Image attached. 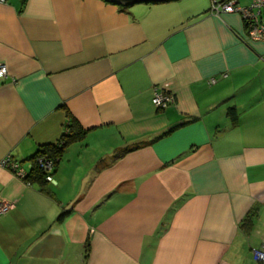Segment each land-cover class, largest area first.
Wrapping results in <instances>:
<instances>
[{"label": "crops", "instance_id": "crops-1", "mask_svg": "<svg viewBox=\"0 0 264 264\" xmlns=\"http://www.w3.org/2000/svg\"><path fill=\"white\" fill-rule=\"evenodd\" d=\"M211 6L0 0V264H263L264 42ZM70 117L50 194L2 165Z\"/></svg>", "mask_w": 264, "mask_h": 264}, {"label": "built area", "instance_id": "built-area-1", "mask_svg": "<svg viewBox=\"0 0 264 264\" xmlns=\"http://www.w3.org/2000/svg\"><path fill=\"white\" fill-rule=\"evenodd\" d=\"M5 1V0H2ZM211 11L220 13L224 12H237L241 15L245 25L247 37L252 41L264 42V0H251L247 5H240L237 0H228L224 3L218 0H212ZM7 74V67L0 64V78L5 77ZM215 78L211 82H215ZM174 101V96L171 92L154 87L152 90L151 103L157 109H164ZM39 164L44 168L51 170L53 166L52 160L47 156L37 158ZM2 165L12 170L18 177L23 178L25 175V168L21 166L20 162L7 155L3 159ZM53 174L46 176L47 181L54 182ZM10 208V204L0 199V215L4 214ZM255 260L264 264V249L255 248L253 251Z\"/></svg>", "mask_w": 264, "mask_h": 264}, {"label": "trees", "instance_id": "trees-1", "mask_svg": "<svg viewBox=\"0 0 264 264\" xmlns=\"http://www.w3.org/2000/svg\"><path fill=\"white\" fill-rule=\"evenodd\" d=\"M228 0H221L222 3L226 2ZM121 6L123 9H126L127 7ZM229 114L232 117V119H235L236 117V112L235 108H230L229 109ZM171 130H167L164 132V134L169 133ZM86 131L82 128V126L78 123V121L74 117H70V122L66 123V129L65 132L62 134L60 140L58 141L57 144H47L44 145L40 148H38L37 152L31 157L32 161V166L29 171L25 170V175L23 176V180L28 182L29 184H36L40 187V190L50 194L49 190L46 187V176L48 174H53L56 166L62 156V153L64 149L70 145L71 143L78 141L82 139L85 135ZM41 156H47L50 160L53 162V166L51 170L44 169L39 162L37 161L38 157ZM256 214V209L254 211H250L246 217L244 218L243 222L241 223V227L245 230L248 231L251 226H252V218ZM64 214H60L58 216V220H61L64 217ZM87 245H86V250L87 252ZM87 257V254L85 253V259Z\"/></svg>", "mask_w": 264, "mask_h": 264}, {"label": "water", "instance_id": "water-1", "mask_svg": "<svg viewBox=\"0 0 264 264\" xmlns=\"http://www.w3.org/2000/svg\"><path fill=\"white\" fill-rule=\"evenodd\" d=\"M108 1L114 4H117V5L130 7L135 4H139V3H156V2H163V1H168V0H108Z\"/></svg>", "mask_w": 264, "mask_h": 264}, {"label": "rangeland", "instance_id": "rangeland-1", "mask_svg": "<svg viewBox=\"0 0 264 264\" xmlns=\"http://www.w3.org/2000/svg\"><path fill=\"white\" fill-rule=\"evenodd\" d=\"M247 2H249V1L247 0ZM246 4H247V3H246ZM53 183H54V184H56V183H55V180H54V182H53Z\"/></svg>", "mask_w": 264, "mask_h": 264}]
</instances>
